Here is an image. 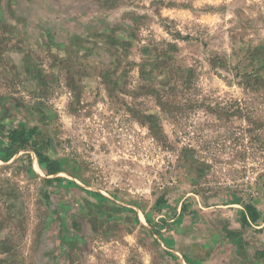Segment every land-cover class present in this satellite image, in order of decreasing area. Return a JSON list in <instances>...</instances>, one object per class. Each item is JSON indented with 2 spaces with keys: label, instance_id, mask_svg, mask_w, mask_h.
Returning a JSON list of instances; mask_svg holds the SVG:
<instances>
[{
  "label": "rangeland",
  "instance_id": "rangeland-1",
  "mask_svg": "<svg viewBox=\"0 0 264 264\" xmlns=\"http://www.w3.org/2000/svg\"><path fill=\"white\" fill-rule=\"evenodd\" d=\"M0 121V264H264V0H0Z\"/></svg>",
  "mask_w": 264,
  "mask_h": 264
},
{
  "label": "trees",
  "instance_id": "trees-1",
  "mask_svg": "<svg viewBox=\"0 0 264 264\" xmlns=\"http://www.w3.org/2000/svg\"><path fill=\"white\" fill-rule=\"evenodd\" d=\"M0 133L5 134L8 141L6 155L5 157L0 155L1 160L7 162L19 151H31L36 155L39 164L44 168L48 177H54L63 172L62 165L47 155L46 152L50 149L51 142L46 139L38 128L18 127L8 129L0 121ZM243 208L244 212L241 214L240 223L245 226L257 224L260 220L258 210L252 204H245ZM259 254L264 256V253Z\"/></svg>",
  "mask_w": 264,
  "mask_h": 264
}]
</instances>
